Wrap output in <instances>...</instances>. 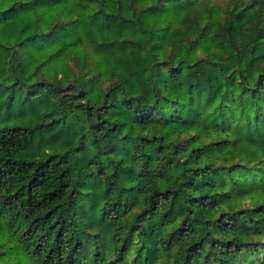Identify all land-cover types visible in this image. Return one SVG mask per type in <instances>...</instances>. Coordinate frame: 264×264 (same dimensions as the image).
<instances>
[{"label": "trees", "instance_id": "trees-1", "mask_svg": "<svg viewBox=\"0 0 264 264\" xmlns=\"http://www.w3.org/2000/svg\"><path fill=\"white\" fill-rule=\"evenodd\" d=\"M0 264H264V0H0Z\"/></svg>", "mask_w": 264, "mask_h": 264}]
</instances>
